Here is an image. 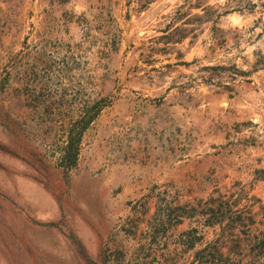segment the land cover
<instances>
[{"label":"rangeland","instance_id":"374dc122","mask_svg":"<svg viewBox=\"0 0 264 264\" xmlns=\"http://www.w3.org/2000/svg\"><path fill=\"white\" fill-rule=\"evenodd\" d=\"M0 264H264V0H0Z\"/></svg>","mask_w":264,"mask_h":264},{"label":"trees","instance_id":"16d2710c","mask_svg":"<svg viewBox=\"0 0 264 264\" xmlns=\"http://www.w3.org/2000/svg\"><path fill=\"white\" fill-rule=\"evenodd\" d=\"M100 105H96V109L95 111H97L99 109ZM94 107V106H93ZM94 111V113L92 115H89L86 120L84 121V123L82 124L80 130L78 131V133H76V135L74 136V138L69 139L66 147H65V151L62 155V162L63 164H67V165H71L74 163L75 160V142L78 140L79 138V133L80 131L85 127V125L92 119L93 115L96 113Z\"/></svg>","mask_w":264,"mask_h":264}]
</instances>
